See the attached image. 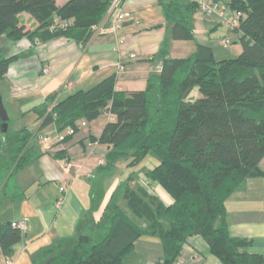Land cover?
<instances>
[{
    "label": "trees",
    "instance_id": "16d2710c",
    "mask_svg": "<svg viewBox=\"0 0 264 264\" xmlns=\"http://www.w3.org/2000/svg\"><path fill=\"white\" fill-rule=\"evenodd\" d=\"M158 1L170 24L156 53L161 69L143 89H117L116 75L110 74L57 101L49 93L32 110L40 129L51 123L58 132L69 129L61 139L78 129L79 119L90 121L107 110L112 119L98 140L109 149L99 169L113 170L120 158L135 166L149 155L156 161L144 179L159 183L173 202L166 204L130 173L119 188L118 200L124 205L108 201L98 220L89 215L80 223L71 246L56 253L42 250L34 264H131L134 241L142 234L160 238V264H174L194 234L205 239L220 264H264L260 254L247 250L250 240L229 233L225 206L238 184L260 174L258 163L264 156V0H225L241 13L239 24L229 27L241 51L221 59L203 45L185 57L169 56L170 39L193 38L191 17L198 2ZM110 2L0 0V77L12 61L31 52L11 53L23 37L31 42L66 37L86 44L91 27L114 12L107 14ZM21 13L30 14L36 27L26 29ZM193 88L199 92L196 97L189 96ZM0 132V190L12 197L16 172L36 156V134L28 127ZM54 156L62 157L58 151ZM21 237L13 223L0 224L2 253L11 257L12 245Z\"/></svg>",
    "mask_w": 264,
    "mask_h": 264
},
{
    "label": "crops",
    "instance_id": "0c3cea01",
    "mask_svg": "<svg viewBox=\"0 0 264 264\" xmlns=\"http://www.w3.org/2000/svg\"><path fill=\"white\" fill-rule=\"evenodd\" d=\"M55 1L60 5L66 0ZM121 6L127 13L121 27L111 30L108 17L103 18L100 29L93 32L84 45L66 37L45 42H31L23 37L16 41L11 53L31 52L12 61L5 77L11 90L27 92L15 114H31L30 119H34L36 125L29 129L34 135L40 130V119L32 107L49 93L54 92L57 101L74 90L91 87L110 74L116 75L117 89L139 90L151 75L159 72L160 58L156 53L170 24L161 3L158 0H123ZM20 17L26 29L36 27L37 22L30 14L21 13ZM191 23L193 38L170 39L167 43L169 56H188L197 45L211 48L216 59L234 57L241 51V46L231 45L237 41L235 33L214 15L197 8ZM223 37L232 39L228 47L219 45ZM30 65H33L32 72ZM41 66L48 67V72L40 74ZM67 82H72L73 87L66 86ZM189 96H197L195 88ZM110 119L112 116L104 112L90 121L79 119L78 129L65 139L61 138L69 129L58 132L56 125L51 123L55 131L53 138L48 133L38 135L37 140L33 137L36 156L16 172L11 183L16 195L6 197L5 191L0 190V224L27 217L26 231L12 245L11 261L0 248V264H34V258L42 250L52 248V253H56L71 246L80 223L89 215L98 220L108 201L120 197L122 179L118 182L116 168L107 172L99 169L109 147L100 143L98 137ZM57 151L62 157L54 156ZM124 164L128 168L127 161ZM3 165L0 158V167ZM258 168L260 174L238 184L227 196L225 206L229 233L250 240L247 250L260 254L264 260V156ZM148 169L142 164L134 181L171 204L172 197L159 183L144 179ZM127 175L122 176L123 180ZM59 198L61 202L57 205ZM162 254L160 238L142 234L134 241L131 264H160ZM174 264H220V261L210 252L205 239L194 234L188 237Z\"/></svg>",
    "mask_w": 264,
    "mask_h": 264
},
{
    "label": "built area",
    "instance_id": "2783aa9c",
    "mask_svg": "<svg viewBox=\"0 0 264 264\" xmlns=\"http://www.w3.org/2000/svg\"><path fill=\"white\" fill-rule=\"evenodd\" d=\"M123 0H111L107 14L112 12L114 10V13L109 18V26L111 30H117L121 27L122 23L126 20L127 13L124 11V9L121 6V2ZM198 2V9L206 14H212L214 15L218 21L228 27H235L239 24L241 13L239 11H235L230 9V7L227 5L225 0H197ZM61 25H65L64 23H61ZM101 23L93 25L92 31L96 32L98 29H100ZM232 42V39L229 37H223L219 40V45L222 47H228L229 44ZM134 54H132L133 56ZM119 69H121V66H119ZM161 64H158L157 70L160 71ZM41 73H47L48 67L42 66L40 68ZM66 86L72 88L73 83L67 82ZM51 106L48 107L50 109ZM104 113L111 116L110 113L105 110ZM43 139H46L43 137ZM101 164H103L102 161H100ZM63 188L60 187V190ZM61 202V198L56 200V204L58 205ZM13 225L20 231L21 235L26 231L27 229V217H24L16 222H13ZM8 261H11V257H9Z\"/></svg>",
    "mask_w": 264,
    "mask_h": 264
},
{
    "label": "rangeland",
    "instance_id": "374dc122",
    "mask_svg": "<svg viewBox=\"0 0 264 264\" xmlns=\"http://www.w3.org/2000/svg\"><path fill=\"white\" fill-rule=\"evenodd\" d=\"M231 45H233V47H236V46H241L240 45V42L239 41H235L233 43H231ZM15 46L13 47V49H15ZM42 67V66H41ZM29 69L31 70L30 72H32V69H33V65L29 67ZM40 72V71H39ZM36 75H37V72H35ZM40 74H44V73H41ZM31 79H34V77H29ZM8 80L6 79V77H0V97L2 98V103L6 109V112L8 114V128L9 129H15L17 127H20L21 125H27V127L29 128L30 126L31 127H34L36 124H35V120L34 119H30L31 118V114L28 115V116H19V115H16V110L19 105H20V102L22 100H24L27 96V92L25 91H13L9 88L8 86ZM196 92H197V95L199 94V92L197 91V89H195ZM9 91H10V96H9ZM12 95V97H11ZM15 105H17V107L15 108ZM1 124V123H0ZM44 128V129H43ZM43 128H41L40 130H36L37 132V135H35V138L34 140H37L38 139V135L42 134V133H48V136L50 138H53L54 137V134H55V131L52 129L53 128V125H49V126H44ZM1 132H0V147H1ZM1 150V149H0ZM152 157L147 155L141 163H139L138 165H135V166H128V168L125 166L124 164V159H118V161L115 163V167L114 169L116 168V174L118 176V182L123 178L122 176L124 177V175H127V174H130V173H135L137 175V172H139V167L143 164L145 165L146 167H151V162L152 160H156V159H151ZM3 162V161H2ZM116 164H118V167L116 166ZM117 182V183H118ZM113 201H119V203L121 205H124L122 202L123 200H118V199H115ZM101 215V213L99 214Z\"/></svg>",
    "mask_w": 264,
    "mask_h": 264
},
{
    "label": "water",
    "instance_id": "95a60500",
    "mask_svg": "<svg viewBox=\"0 0 264 264\" xmlns=\"http://www.w3.org/2000/svg\"><path fill=\"white\" fill-rule=\"evenodd\" d=\"M0 129L2 132H5L8 127V114L6 112V109L2 103V98L0 97Z\"/></svg>",
    "mask_w": 264,
    "mask_h": 264
}]
</instances>
